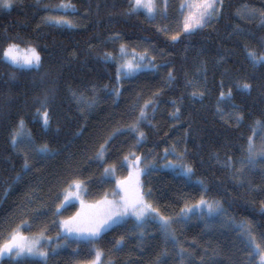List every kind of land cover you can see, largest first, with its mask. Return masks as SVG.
Returning <instances> with one entry per match:
<instances>
[{
    "label": "trees",
    "instance_id": "trees-1",
    "mask_svg": "<svg viewBox=\"0 0 264 264\" xmlns=\"http://www.w3.org/2000/svg\"><path fill=\"white\" fill-rule=\"evenodd\" d=\"M179 4L168 0L158 16L133 11L131 0L0 4V243L18 227L58 234L60 217L73 210L68 205L55 214L71 182L85 185L90 199L112 194L114 177L127 175L126 162L137 156L146 170L141 184L147 201L171 218L176 240L166 244L159 222L141 229L127 217L94 242L70 239L46 261L23 257L20 264H80L95 249L103 264H242L241 247L228 235L186 222L194 212L189 206L202 197L219 202L233 221L251 225L264 240V160H247L249 137L255 145L264 134V0H222V7L219 0L218 14L192 32L182 28ZM251 7L257 15L247 14ZM51 12L78 23L67 16L59 20L70 23L43 22ZM11 43L35 47L40 66L11 64L3 56ZM122 45L129 60L144 55L155 68L118 78ZM141 108L147 116L138 125L142 139L130 129ZM21 128L35 146L47 145L46 156L13 143ZM181 164L193 174L180 173ZM16 259L3 257L0 264Z\"/></svg>",
    "mask_w": 264,
    "mask_h": 264
},
{
    "label": "snow or ice",
    "instance_id": "snow-or-ice-1",
    "mask_svg": "<svg viewBox=\"0 0 264 264\" xmlns=\"http://www.w3.org/2000/svg\"><path fill=\"white\" fill-rule=\"evenodd\" d=\"M218 0H191L188 4L189 12L185 16L184 22V31L192 32L195 29L202 28L208 24V22L212 19L213 16L217 15L220 11V8L217 7ZM7 6V3H5ZM222 0H220V7H222ZM59 7L61 8H69L70 4H61ZM184 4L182 3L181 8L183 9ZM131 8L133 11L137 9H144L149 15L154 13L155 3L154 0H131ZM172 40H176V36L171 37ZM124 46H121V51L123 52ZM254 62L257 58L252 54ZM3 56L6 60L11 62L14 66L18 67H39L41 63L40 53L37 51L35 47L28 46L26 48H21L19 44L11 43L4 50ZM111 54H108L110 58ZM145 59L144 55L139 57L137 60L133 57L131 60H126L120 67L117 68L118 78L123 75H128L131 72L141 68V67H153L154 64L144 65L143 60ZM259 60L264 61V56L260 57ZM169 77L172 78L171 71L169 72ZM245 88H248L249 85L245 84ZM116 94L119 95V89H116ZM75 95V94H74ZM224 93H221V97L223 98ZM83 100V97H81ZM95 103L94 98L89 101V106ZM179 109H177V113ZM173 116L178 118L176 113H173ZM146 112L144 108L140 110V116L137 121L130 125V128L137 132V135L142 139L144 137V133L139 131L138 125L141 123L143 119H146ZM44 126L47 127L49 124V116L48 112L45 111L43 114ZM23 125V121H21V126ZM17 142L16 135H13V143ZM103 148V145L101 146ZM47 145H43L40 148L36 149L37 154L43 155L47 152ZM165 153H168V150L165 149ZM128 160L126 156L124 158ZM264 160V147L261 148L259 152H255L252 145V137H249V149H248V163L255 164L257 160ZM141 162V157L137 156L135 158V162L129 163V175L124 180H117V186L119 191H114L113 195L118 196L119 199L114 200H102L98 201L96 204H85L81 199V188L82 185L78 181H74L73 184L69 185V188L65 190L64 200L61 202V205L57 206L56 215L59 214V209L64 203L70 202L71 199L75 198L80 200L81 209L74 216L69 217L66 220H62L60 222L61 228H63L67 233H76L79 239L85 240L87 242H91L96 239L100 233L107 227L111 225H115L118 223L126 222L125 218L132 216L135 217L136 227L143 228V226L147 223L159 222L161 224L162 229L165 232V242L166 244L171 242L174 246L176 244L175 234L174 232H169V225L173 222L171 218L167 217H159V221L156 219L157 209L153 208L150 203L145 200V195L140 191V176L141 174H145L146 170L141 169L139 164ZM24 167L28 168L29 163L27 158H25ZM175 167V166H174ZM180 169L183 174L191 175L193 174V170L191 167L187 165L181 164ZM111 171L110 169H105V172ZM202 183V182H201ZM75 188V191H72V188ZM150 195V192L148 193ZM207 207L208 216H219L224 210L222 206H220L219 202H208L204 199H201L199 203L195 206L201 209L203 212V208ZM181 219L187 217V212L182 209L181 210ZM43 233H41V236ZM59 235V234H58ZM143 233L141 232V236ZM65 239H67V235H65ZM121 241H117V244H120ZM43 249L42 240L39 238H34L29 240L27 237L23 236L21 233L17 231H13L10 233L9 237L0 244V257H2L5 253H7L10 257L13 253H15V257L17 258L15 264H20V258H23L25 254L29 257H39L46 261L48 252ZM257 252H260V249H256ZM167 253H161V256L166 255ZM185 250L181 249V255H185ZM97 259L101 256L100 252H97ZM92 264H96L95 261ZM157 264H161L160 260H157ZM261 264H264V255H261Z\"/></svg>",
    "mask_w": 264,
    "mask_h": 264
},
{
    "label": "rangeland",
    "instance_id": "rangeland-1",
    "mask_svg": "<svg viewBox=\"0 0 264 264\" xmlns=\"http://www.w3.org/2000/svg\"><path fill=\"white\" fill-rule=\"evenodd\" d=\"M14 1L15 0H0V4L3 7H8ZM167 2H168V0H154V3H155L154 12H155L156 16L165 14V9L167 7ZM190 2H191V0H180L179 10H180V13H181V16H182V28H183V30H184L185 16L189 12L188 4ZM5 3H7V6H5ZM182 3L184 4L183 9L181 8ZM137 10H141V11L146 12L144 9H137ZM257 10L258 9L254 8V7H251V8H248V10H246V12H247V14L249 16L250 15L254 16V15H257ZM60 16H65V17L67 16V17L71 18L73 23H78V18L77 17L72 16V15H68V14H60V13H57V12L45 13V14L42 15L41 20L43 22H51V23H54V22L55 23L56 22L60 23L62 21L63 22L67 21V20H64V19L63 20H59ZM67 22H69V21H67ZM143 49L147 50V51H150V49H148L146 47H144ZM120 54H121V58H120V62H119V67L126 60H129L128 59V52L123 50V52H121ZM143 64L144 65H149L145 61H143ZM146 68H148V67H141V68L131 72L128 75H123V76H121V80H123V81L125 79L126 80H131L139 71H141L143 69H146ZM19 126H20V124L18 125V127ZM15 135H16V139H17L16 145H17V147L19 149H21L23 151L27 150V152L24 151L25 153L34 152L35 154H37L36 149H38L40 147H37V146H35L32 143V141H31V139L29 137V134L27 133V131L24 128L19 129L15 133ZM257 138H258V140H257L256 144L255 145L252 144L253 145V149H254L255 152H259L260 148L264 147V134L263 133L259 134L257 136ZM46 154H47V152L44 155L46 156ZM135 158L130 160L129 162L128 161L126 162V166H128V174L125 175L122 178H119V177L115 176L114 177V178H116L115 180H117V179L118 180H124L126 177H128L129 171H130L129 163L130 162H135ZM179 171H180V173H183L181 169H179ZM185 176H188V175H185ZM73 182H71L70 184H73ZM78 182H80V181H78ZM69 185L62 192V194H61L62 198H61V201H60L59 205H61V202L64 200L65 190L69 188ZM81 185H82V188H81V199L84 201L85 204H96L98 201H102V200H105V199H107V200L119 199V197L118 196H114L113 193L112 194L106 193V194L102 195L101 197H98V198H95V199H90V198L86 197V190L87 189H86L85 185H83L82 183H81ZM71 190L75 191V188L73 187ZM115 191L116 192L119 191L118 187L117 188L115 187ZM140 191L145 195V190L143 189L142 184H141V176H140ZM201 199H204L205 201H207L203 197ZM145 200L147 201L146 196H145ZM199 201H197L196 203H194V204L189 206L191 208L193 207V211L194 212H192L191 219L186 221V222H188V223H194L195 221L198 222L202 226L203 230L206 233H209V234L210 233H222V234L228 235L230 237L229 240L233 244V246L234 245H239L241 247V251L243 253L242 254V258L244 260V262H242V264H261V255H264V240H262L261 236L258 233H256L257 231L255 229H253L252 226L247 224V223H237V222L233 221L229 217V215L226 213V211L224 209H223L224 211L219 216H211L210 217V216L206 215V213H207V207L206 206L203 208V212L201 211L200 208L195 207L199 203ZM68 205L73 206V210H72V212L70 214L60 217V219H59V233H58L59 235L58 234H56V235H48V234H46L43 231L27 232L26 230L18 227V228L12 229L9 232L8 236L0 244H2L9 237L10 233H12L13 231H17V232L21 233L23 236L27 237L29 240H32L34 238L41 239L42 243H43V249L42 250H45V251L48 252V256H47V259H48L49 255L51 253H53L56 250H58L61 246L67 244L68 240H70V239L82 240V239L78 238L76 233H67L66 234L65 230L63 228H61V226H60V222L62 220H66L69 217L74 216L81 209L80 200H77L75 198L71 199L70 202L64 203L61 206L60 209L66 207ZM154 215H156L157 221H159V217L162 216L158 212H157V214H154ZM129 217H132V216H129ZM133 218H135V217H133ZM112 226L113 225H111L110 227H112ZM110 227L105 228L102 232H104L105 230L109 229ZM170 227H171V225H170ZM169 230H170V228H168V231ZM41 233H43L42 236H41ZM65 235H67V239H65ZM94 241H95V239L92 240V242H94ZM257 248L260 249V252L256 251ZM97 252L101 253V251L95 249L94 257L90 261L84 262V263H80V264H92L93 261H95L96 264H103L102 263V253H101V256L99 257V259H97V255H96ZM239 255H240V253H239ZM3 257H10V256L7 253H5L2 257H0V259L3 258ZM11 257L12 258H16L15 257V253H13ZM24 257H29V256H27V254H25ZM30 258L43 260V259H41L39 257H30ZM43 261H45V260H43ZM108 264H110V263H108Z\"/></svg>",
    "mask_w": 264,
    "mask_h": 264
},
{
    "label": "bare ground",
    "instance_id": "bare-ground-1",
    "mask_svg": "<svg viewBox=\"0 0 264 264\" xmlns=\"http://www.w3.org/2000/svg\"><path fill=\"white\" fill-rule=\"evenodd\" d=\"M218 226V225H217Z\"/></svg>",
    "mask_w": 264,
    "mask_h": 264
}]
</instances>
